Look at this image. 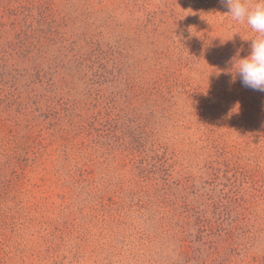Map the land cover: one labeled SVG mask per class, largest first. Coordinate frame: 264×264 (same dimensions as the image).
I'll return each instance as SVG.
<instances>
[{
  "label": "rangeland",
  "instance_id": "1",
  "mask_svg": "<svg viewBox=\"0 0 264 264\" xmlns=\"http://www.w3.org/2000/svg\"><path fill=\"white\" fill-rule=\"evenodd\" d=\"M45 1L65 42L2 93L0 264H264L252 29L220 0Z\"/></svg>",
  "mask_w": 264,
  "mask_h": 264
},
{
  "label": "trees",
  "instance_id": "2",
  "mask_svg": "<svg viewBox=\"0 0 264 264\" xmlns=\"http://www.w3.org/2000/svg\"><path fill=\"white\" fill-rule=\"evenodd\" d=\"M38 1L39 3L36 4L37 0H0V68L2 71L0 74V118L2 120H7L6 117H9L10 112L21 116L23 114L22 94L16 95L14 89V92L9 90L4 95L3 88L7 85H10V89L15 88L19 81L17 76L23 64L26 66L24 65L22 69L24 72L22 76L28 77L30 83L34 84L35 80H42L45 72L43 74L42 67L37 65V61H44L47 57L46 50L50 47L49 43L57 45L58 42H65L61 36H58V29L55 26L58 21L55 5L45 0ZM59 68L58 66L57 69ZM28 70H32L29 76ZM6 75L10 76L9 83L2 78ZM31 93L29 92L26 98H30ZM37 103L36 101L35 104ZM14 105L15 110L12 109Z\"/></svg>",
  "mask_w": 264,
  "mask_h": 264
},
{
  "label": "clouds",
  "instance_id": "3",
  "mask_svg": "<svg viewBox=\"0 0 264 264\" xmlns=\"http://www.w3.org/2000/svg\"><path fill=\"white\" fill-rule=\"evenodd\" d=\"M220 3L227 7L232 20L246 23L255 33L250 54L239 58L237 53L232 58L234 78L238 75L243 86L264 92V0H257L254 5L247 0H220Z\"/></svg>",
  "mask_w": 264,
  "mask_h": 264
}]
</instances>
